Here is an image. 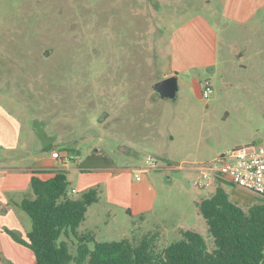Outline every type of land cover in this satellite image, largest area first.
<instances>
[{
    "label": "rangeland",
    "instance_id": "obj_1",
    "mask_svg": "<svg viewBox=\"0 0 264 264\" xmlns=\"http://www.w3.org/2000/svg\"><path fill=\"white\" fill-rule=\"evenodd\" d=\"M224 2L0 0V141L20 139L17 151L0 149V176L4 163L16 167L25 158L32 166L50 145L67 148L81 164L71 161V167L99 178L74 194L81 173L66 172L71 198L101 192L80 233L97 229L96 242H113L159 232L161 252L187 228L212 252L214 237L199 204L218 185L199 189L196 168L236 147L264 146V6L253 36L223 17ZM197 18L209 19L218 37V65L211 72L200 64L206 30ZM181 57L195 65L182 71ZM173 71H180L177 100H163L153 87ZM206 81L213 89L209 99L202 97ZM223 188L245 210L260 203L251 192ZM27 193L35 197L32 188ZM11 194L0 189L1 197ZM145 199L152 210L134 212ZM14 213L16 235L27 241L31 218L20 209ZM69 235L61 240L76 256L78 241ZM16 243L20 251L7 259L35 264L34 253Z\"/></svg>",
    "mask_w": 264,
    "mask_h": 264
},
{
    "label": "trees",
    "instance_id": "obj_2",
    "mask_svg": "<svg viewBox=\"0 0 264 264\" xmlns=\"http://www.w3.org/2000/svg\"><path fill=\"white\" fill-rule=\"evenodd\" d=\"M66 171H58L49 180L33 177L35 197L20 204L32 221L27 241L8 231L13 239L29 248L35 264H264V198L248 210L231 201L220 184L216 192L199 204L216 248L210 252L203 236L181 230L183 239L157 252L159 232L142 239L96 242L93 234L79 228L90 206L100 201L99 189H90L80 199L69 195ZM78 241L77 255L62 237ZM93 244V248L90 245Z\"/></svg>",
    "mask_w": 264,
    "mask_h": 264
},
{
    "label": "crops",
    "instance_id": "obj_3",
    "mask_svg": "<svg viewBox=\"0 0 264 264\" xmlns=\"http://www.w3.org/2000/svg\"><path fill=\"white\" fill-rule=\"evenodd\" d=\"M262 6H264V0H225L224 5H223V11H222L223 17L226 20L232 22L238 28L244 31H248L249 34H252L254 36L256 32L258 31V20H259L258 17L262 13ZM197 19L206 30V35L201 36V42H203V52H204L202 56L204 57V60L200 64H208L209 71L211 72V71H214L218 65V62H217L218 55H219L218 37L214 30V26L210 22L209 19L208 21L202 18L201 19L197 18ZM197 19L195 20V23H198ZM259 53H261L260 50H259ZM256 56H258V54ZM185 60H186V57H181V63L178 65L179 67H182L183 69L182 71L184 70L186 71V69L193 67V65H195V63L185 62ZM196 60L197 58L196 56H194V62ZM170 74L165 76L162 80L169 78L171 76H174V75L178 77V74H175L174 71L170 72ZM114 101L115 103H117L116 100ZM5 120L8 121L7 119ZM1 123L6 125V123L4 122H1ZM8 126H9V130H6V131L8 135L11 136L13 133V130L9 124ZM19 147H20L19 137H16L15 139H13V141H11L9 145L3 144L0 141L1 150L7 149L8 151H17ZM55 149L60 151V154L62 157L69 156L71 158V161H75L76 164L78 163L77 160H75L69 154L67 148L58 149L57 147H53L50 145L49 147H47L46 151L43 154H40L38 157L34 158V161L36 163H34V165L32 166L27 164L28 162H26L25 158L24 159L20 158L21 160H17V162L15 163L16 167H10L8 163L2 164L3 165L2 169L6 173H5L4 178L0 176V189L2 192H7V193H9V191L15 192L16 195L11 194V196L9 197L0 196V264H13L7 258L11 254H13L14 251L18 252L21 249L19 248L20 245L17 244L16 241H14L11 238V236L8 235V231H12L14 233L16 232L15 234H17L18 232L17 229L15 228V224L13 223V220L17 219V216L14 213V208L22 210L20 207V204L23 202L24 199L28 198L27 196H29L30 194L27 192H29L32 188L31 181L33 177H38L42 180H49L58 171H66L67 173L68 172L70 173L72 170L76 169L77 171H80L81 173L80 175L81 183H79L78 190L72 189L71 191L72 193L73 191H76V193L74 194H77L78 192H80L82 188H88V189L93 188L99 182V178L95 176L96 172L84 175L86 170L81 168L83 166L79 167L81 164L78 163L79 168L71 167L70 164L69 165L65 164V162H63V159H54L52 156V153L57 151ZM127 151L128 150H126L125 152ZM71 161L69 163H71ZM120 173H121L120 171H113L114 176H118L120 175ZM141 180H137V181H141ZM235 189L237 190L239 188L235 187ZM146 200L148 199H145L144 200L145 202H142L133 211L139 212V213H146L152 210V207L149 205V202ZM100 201H101V192H100ZM100 201L89 207L87 215H86V219L79 229H82L83 227H85V224L89 218L91 209H93V207L99 204ZM144 218L145 217L143 216V219ZM95 230L97 229H92V230L86 229V231H90L92 234H96L94 233L96 232ZM182 230H188V229L186 228ZM2 257H5L8 263H6L2 259Z\"/></svg>",
    "mask_w": 264,
    "mask_h": 264
},
{
    "label": "built area",
    "instance_id": "obj_4",
    "mask_svg": "<svg viewBox=\"0 0 264 264\" xmlns=\"http://www.w3.org/2000/svg\"><path fill=\"white\" fill-rule=\"evenodd\" d=\"M212 93L213 89L209 81L202 84L204 99H209ZM52 156L54 159H63L65 164H69L71 161L69 156L62 157L58 150L53 152ZM149 160L154 163L152 158ZM154 166L153 164L152 167ZM196 169L200 172V181L196 182L199 189L231 184L264 198V146L250 144L236 147L220 155L213 162L206 163ZM137 180H141L139 175H137Z\"/></svg>",
    "mask_w": 264,
    "mask_h": 264
},
{
    "label": "water",
    "instance_id": "obj_5",
    "mask_svg": "<svg viewBox=\"0 0 264 264\" xmlns=\"http://www.w3.org/2000/svg\"><path fill=\"white\" fill-rule=\"evenodd\" d=\"M45 55L48 56L49 54L46 53ZM153 88L159 98L163 100H177L179 86L176 75L156 83ZM123 151L125 152V150Z\"/></svg>",
    "mask_w": 264,
    "mask_h": 264
}]
</instances>
